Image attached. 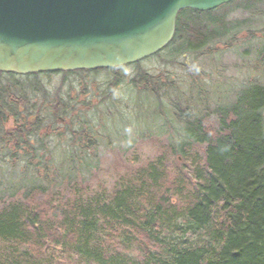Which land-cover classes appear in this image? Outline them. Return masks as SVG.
<instances>
[{
  "label": "trees",
  "instance_id": "1",
  "mask_svg": "<svg viewBox=\"0 0 264 264\" xmlns=\"http://www.w3.org/2000/svg\"><path fill=\"white\" fill-rule=\"evenodd\" d=\"M213 11H181L172 43L155 56L220 52L210 44L228 32L226 13ZM121 69H109L114 79L106 97L124 82ZM167 78L141 69L128 86L147 99L145 104L134 99L135 112L167 121L160 110L172 109L183 137L162 140L154 159L119 177L111 191L103 183L91 189L85 177L88 151L98 150V136L113 129L100 124L95 133L80 121L64 127L74 107L62 99L51 106L54 120L45 125L19 83H0V163L10 169L0 196V264H60L68 258L127 264L128 241L146 258L137 264H264V82L236 83L235 90L224 91L233 93L230 101L204 102L201 108L182 91L173 98L178 87ZM99 102L85 105L93 109ZM55 136L61 141L52 143ZM178 220L193 234L207 233L208 244L180 249L165 244Z\"/></svg>",
  "mask_w": 264,
  "mask_h": 264
},
{
  "label": "rangeland",
  "instance_id": "2",
  "mask_svg": "<svg viewBox=\"0 0 264 264\" xmlns=\"http://www.w3.org/2000/svg\"><path fill=\"white\" fill-rule=\"evenodd\" d=\"M246 5L252 7L246 8ZM213 12H216L213 13L216 16L226 13L228 32L222 37L215 38L210 44V49L218 48L221 49L220 52L188 53L177 57H175L177 54L172 53L164 56L154 55V58L144 59L139 64L122 67L119 78L124 82L113 96L106 97L109 92L108 84L114 79V73L107 69L99 71L98 74L66 76L61 73L52 75L41 73L40 76L16 75L17 77L12 74L2 75L0 83L2 86L7 82L19 83L21 94L31 99L34 105L33 112L36 114L38 111L41 114L45 125L54 120L51 106L62 99L70 100V105L74 107V111L71 108L68 110H72V113L65 115L67 120L63 124L64 127L67 122L80 121L85 126L88 124L94 126L95 133L100 130V124L113 129V134L103 133L98 136V150L93 153L88 151L90 170L85 177L86 182L91 184V189L101 188L100 184L103 183L107 190L111 191L118 183L119 177L132 173L136 167L154 159L162 140L167 142L166 139L170 138L173 142H179L183 137L178 132V122H173L175 112L172 109L170 112L160 110L167 116V121L163 116L156 117L155 113L145 114L144 117L141 112H135L134 99L139 98L144 104L147 103L145 96L138 95L128 86V82L139 70L146 69L153 74L160 72L165 74L167 79L174 80L178 87L171 92L173 98L181 96L184 92L188 99L195 101L193 105L201 108L204 102L212 106L221 101H230L233 93L225 96L224 91L229 88L232 92L237 86L236 83L248 79L264 82V0L259 3L256 0H233ZM189 68L191 70H188ZM88 102L100 104L93 109H87L85 104ZM13 120L12 118L7 125L5 124L7 128L12 125ZM70 140L71 137L66 133L63 142ZM57 141L61 140L56 136L52 137V143ZM9 170L8 165L0 163V196L6 187L4 175L8 176ZM175 225L177 230L172 237L166 236L164 242L167 245L171 244L180 249L190 245H206L210 241L207 233L193 234L187 228L188 225L180 220ZM119 241L123 247L126 246L127 252L124 254L127 264H137L140 260H146L143 251L134 248L130 241L125 246V239L119 238ZM163 251L165 249L160 247L158 252ZM61 261L60 264H83L80 258Z\"/></svg>",
  "mask_w": 264,
  "mask_h": 264
},
{
  "label": "water",
  "instance_id": "3",
  "mask_svg": "<svg viewBox=\"0 0 264 264\" xmlns=\"http://www.w3.org/2000/svg\"><path fill=\"white\" fill-rule=\"evenodd\" d=\"M232 0H0V72L120 68L165 49L180 11Z\"/></svg>",
  "mask_w": 264,
  "mask_h": 264
},
{
  "label": "flooded vegetation",
  "instance_id": "4",
  "mask_svg": "<svg viewBox=\"0 0 264 264\" xmlns=\"http://www.w3.org/2000/svg\"><path fill=\"white\" fill-rule=\"evenodd\" d=\"M1 77V76H0Z\"/></svg>",
  "mask_w": 264,
  "mask_h": 264
}]
</instances>
